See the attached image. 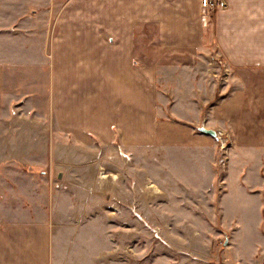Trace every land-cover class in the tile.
<instances>
[{
    "label": "crops",
    "instance_id": "0c3cea01",
    "mask_svg": "<svg viewBox=\"0 0 264 264\" xmlns=\"http://www.w3.org/2000/svg\"><path fill=\"white\" fill-rule=\"evenodd\" d=\"M226 3L204 24L200 0H142L136 17L129 0H0V164L16 161L2 178L0 264H146V233L209 243L201 261L190 241L161 264L213 262L222 238L224 258L261 264L264 0ZM139 23L171 53L134 46ZM209 27L236 85L211 106L201 90L158 86L168 73L148 65L198 57L174 52L208 44ZM218 129L233 137L221 170L204 132ZM118 149L137 159L132 185Z\"/></svg>",
    "mask_w": 264,
    "mask_h": 264
},
{
    "label": "rangeland",
    "instance_id": "374dc122",
    "mask_svg": "<svg viewBox=\"0 0 264 264\" xmlns=\"http://www.w3.org/2000/svg\"><path fill=\"white\" fill-rule=\"evenodd\" d=\"M142 0H129L130 4V17H136L138 10H137V2H141ZM226 3V0H225ZM227 7V3H226ZM142 9V6H140ZM220 9H217V11ZM216 11V10H215ZM214 11V12H215ZM213 12V13H214ZM212 13V14H213ZM211 14V15H212ZM212 17V16H210ZM210 20V19H209ZM131 23V21H130ZM212 26V25H211ZM133 36H132V43L134 46H139V48L146 54V55H162L166 53H171V51H167L166 49H163L160 46V40L158 38V30H156L155 27L149 26V27H140L139 24L134 25V30H133ZM205 36L207 37L206 41L208 44L203 46L202 48H196V50L193 51H188L185 52V50H176L174 54H193L197 55L198 57H195L194 59H190L191 61L188 62H183V60L176 61V62H165V63H160V64H154V63H149L148 65L151 67L154 66H161L163 72H167L168 74L164 75L165 78L162 80V78H158V86L159 84L165 85L166 83L170 84V87L172 89H176V92L180 93V95L184 96L185 94H189L190 96L193 95L194 91L192 90V87L196 89V91L201 90L202 93H205L209 98V106L213 105L218 98L221 95H217L220 92H225L230 93L233 88L236 86L234 84V81L232 80V68H228V66L223 62V59L221 56H219V50L215 46V41H214V36L215 32L211 27L205 29L204 28V39ZM167 51V52H166ZM139 54L141 52H138ZM201 56V57H199ZM205 59L206 61L202 60ZM164 68V69H163ZM208 74V75H205ZM163 76V75H162ZM160 80V81H159ZM163 81L166 83L164 84ZM160 82V83H159ZM221 90V91H220ZM188 92V93H186ZM199 101V100H198ZM12 114H15L12 112ZM215 132H221L222 138L223 139H229V141L225 144V153L227 157V153L231 150L233 146V137L230 134L229 131L223 130V129H218ZM215 141H216V162H217V167L221 170L222 168L225 169L226 161L224 167H220L218 165V159L220 158V154L218 153L220 151L219 148V141L216 139L215 136ZM7 145H4V150L7 152ZM120 150L118 149V152ZM118 154V153H117ZM8 155V153H7ZM130 157V160L127 161L125 159H122L119 155L118 157L122 159L124 162H126L128 165H124V170H126L128 167V174L126 175L128 179H130V184L132 185V181L136 179V172H137V159L133 158L131 159V156L127 154ZM152 154L150 153V157ZM99 159V156L97 157ZM112 159H108L107 161H110ZM150 162L152 161L151 158L148 159ZM0 164V178H1V185H0V195L5 196L8 195L9 191L4 190V186L7 184L2 183V178H6L3 173H5L7 166L11 164L12 162H16L15 160H10V159H4ZM144 165V164H143ZM147 167V166H145ZM148 169H151V166L148 165ZM223 169V171H224ZM26 170V169H24ZM30 172H34L33 168H28ZM8 182V181H7ZM53 185L52 187L54 189H59L60 185H58L56 182H51ZM7 189V187H5ZM130 209V208H129ZM132 209V208H131ZM145 213L149 216V218H153V207H145L144 208ZM197 210V209H196ZM130 213L133 212V210L129 211ZM146 223V227H150ZM196 227H199V224L194 223L193 224ZM202 228H206L207 224H202ZM201 226V224H200ZM210 227V226H209ZM215 228V227H213ZM211 229V227L209 228ZM152 232V230H150ZM166 233H169L168 230H166ZM149 234L146 233L145 237V242L138 241L137 245L138 247V252L141 253V247L144 248V254H145V262L146 264H157V263H162L166 262L168 259L167 256L168 254L170 257H174L170 253L171 250L176 253L177 256H184L185 252L184 249H186L188 246L190 247V241H192V251H197L201 255L198 256V260L201 261V258H206L207 255L203 254L204 252H207V248L204 247L205 245L203 243H207L208 241L202 240L200 238H193L192 240H187L185 238H163L159 239L156 233L152 232V238L159 239L157 241H150ZM169 236V235H168ZM158 237V238H157ZM131 239H129L130 242ZM263 239L258 237L257 243L261 247ZM134 242V241H132ZM131 242V243H132ZM156 242V243H155ZM212 247L209 249V253H212L213 256L217 258V262L215 260V257L211 256L213 258V262H208L205 264H222V261L224 260V264H236L235 261H230L232 260V257L227 256L224 258L223 257V248H226L228 244H224L226 242L223 238L219 240V242L212 241ZM159 243V247L156 245ZM209 244V243H207ZM175 247V250H174ZM179 248V249H178ZM157 249V251H156ZM136 261V259H129L130 261ZM256 260L257 262H260L261 264H264V251L259 252L256 255ZM157 261V262H156ZM156 262V263H155ZM234 262V263H233Z\"/></svg>",
    "mask_w": 264,
    "mask_h": 264
},
{
    "label": "built area",
    "instance_id": "2783aa9c",
    "mask_svg": "<svg viewBox=\"0 0 264 264\" xmlns=\"http://www.w3.org/2000/svg\"><path fill=\"white\" fill-rule=\"evenodd\" d=\"M200 5L202 9V21L204 24H207L211 14L217 9H225L226 3L225 0H200ZM221 132H216V139L219 141L220 158L218 159V165L220 167H224L226 161V153H225V144L229 141V139H223ZM118 155L127 161L130 160V157L124 153L119 151ZM136 215V214H135ZM137 216V215H136Z\"/></svg>",
    "mask_w": 264,
    "mask_h": 264
},
{
    "label": "water",
    "instance_id": "95a60500",
    "mask_svg": "<svg viewBox=\"0 0 264 264\" xmlns=\"http://www.w3.org/2000/svg\"><path fill=\"white\" fill-rule=\"evenodd\" d=\"M206 134L210 135V136H216V133L215 132H212V131H204Z\"/></svg>",
    "mask_w": 264,
    "mask_h": 264
}]
</instances>
